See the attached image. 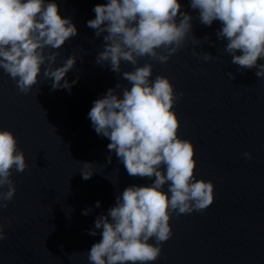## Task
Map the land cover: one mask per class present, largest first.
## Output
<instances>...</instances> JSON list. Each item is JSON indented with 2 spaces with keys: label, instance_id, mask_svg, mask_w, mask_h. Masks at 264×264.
Segmentation results:
<instances>
[{
  "label": "water",
  "instance_id": "95a60500",
  "mask_svg": "<svg viewBox=\"0 0 264 264\" xmlns=\"http://www.w3.org/2000/svg\"><path fill=\"white\" fill-rule=\"evenodd\" d=\"M49 2L57 3L60 15L71 18L78 29L61 49L52 50L61 53L55 67L75 55L76 66L65 79L70 84L79 79L70 91H53L52 81L43 77L47 65H42L39 83L22 94L0 69V130L16 135L29 165L23 173L13 168L17 192L0 209L7 233L0 241V264H91L87 252L102 240V229L88 234L96 218L107 215L127 187L150 186L155 179L129 176L108 150L111 141L98 135L88 118L93 102L108 89L117 83L130 87L122 73L96 63L103 35L97 38L87 26L96 16L93 8L109 0H45ZM179 2L181 12L193 17L192 34L167 63L143 57L138 66L152 63L150 79L164 75L184 94L173 108L181 121L179 136L195 145L196 178L214 183L215 199L203 212L173 213V235L149 264H264V78L256 76L255 68L231 63V55L223 51L227 41L216 35L220 21L205 26L191 0ZM205 52L219 58L206 61ZM258 63L264 64V58ZM122 70L134 67L123 62ZM244 152L253 159L242 157ZM83 162L95 169L88 180L82 178ZM86 209L92 211L85 216Z\"/></svg>",
  "mask_w": 264,
  "mask_h": 264
},
{
  "label": "clouds",
  "instance_id": "9594fccd",
  "mask_svg": "<svg viewBox=\"0 0 264 264\" xmlns=\"http://www.w3.org/2000/svg\"><path fill=\"white\" fill-rule=\"evenodd\" d=\"M181 8L179 0H109L97 4L95 19L87 22L97 38L103 35V50L96 63L122 73L121 79L130 85L117 83L108 89L93 102L88 118L96 133L111 141L108 150L115 152L129 176L155 178L150 186L127 187L108 214L96 218L88 234L95 236L102 229V240L87 252L91 264L156 261L163 243L173 235V213L179 217L203 212L214 202V183L196 178L195 145L179 136L181 121L173 108L184 94L177 93L164 75L150 79L152 63L138 66L143 57L167 63L184 46L192 34L193 17ZM191 8L199 10L198 19L205 26L221 22L216 35L227 41L223 51L231 55L232 64L240 69L255 68L256 76L264 78V64L258 63L264 58V0H191ZM77 34L76 25L60 15L55 2L0 0V69L16 82L20 93L28 94L39 83L41 66L47 65L43 77L52 81V90L70 91L79 78L70 84L65 77L75 68L77 57L72 55L55 67L61 53L52 50L61 49ZM218 58L207 52L203 55L206 61ZM123 62L134 70L123 71ZM227 75L235 79L232 72ZM118 90H122V98ZM242 157L252 160L253 154L244 152ZM107 159L112 162L111 156ZM83 165L82 178L88 180L95 169L90 162ZM28 166L25 153L18 150L16 135L0 130V189L7 187L0 191V209L7 208L17 192L11 178L13 168L23 173ZM95 206L100 207L101 202ZM6 239L5 226L0 224V241ZM153 239L155 244L150 243Z\"/></svg>",
  "mask_w": 264,
  "mask_h": 264
}]
</instances>
